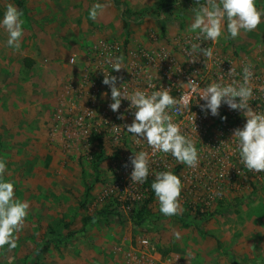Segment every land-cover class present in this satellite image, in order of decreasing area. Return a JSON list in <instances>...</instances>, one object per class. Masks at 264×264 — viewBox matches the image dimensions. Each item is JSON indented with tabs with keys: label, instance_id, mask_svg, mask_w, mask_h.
I'll use <instances>...</instances> for the list:
<instances>
[{
	"label": "rangeland",
	"instance_id": "374dc122",
	"mask_svg": "<svg viewBox=\"0 0 264 264\" xmlns=\"http://www.w3.org/2000/svg\"><path fill=\"white\" fill-rule=\"evenodd\" d=\"M162 1L24 0V35L19 49L7 45L8 34L0 28L3 178L13 182L16 198L30 205L25 226L17 234V247L0 249V264H32L35 260L38 264H116L122 253L116 252V257L110 247L129 235L146 236L162 254L178 253L183 264H264V172L253 173L244 167L236 138H217L225 147L212 152L207 138L189 137L199 154L198 166L190 168L170 153L153 155L146 140L136 143L131 133L116 146L105 137L95 168L99 149L94 135L68 145L60 134V121L53 118L60 105L64 112L72 104L75 111L85 106L87 96L81 86L92 29L106 37L127 38L128 43L142 42L150 27L165 30L167 38L190 31L195 0H166L168 6L160 10L158 18L156 10ZM255 2L264 12V2ZM8 3L16 6L13 0H0V19ZM94 3L104 5L95 21L89 18ZM128 18L132 20L126 31L123 22ZM116 28L121 31L118 37L111 34ZM225 35H229L226 25ZM216 43L234 54L253 57L264 68V16L254 31L241 30L235 39L222 36ZM73 52L81 53L74 64L69 61ZM70 85L76 92L67 96L65 88ZM135 145L138 147L128 149ZM140 151L149 153L150 172L165 159L169 170L176 171L183 185L181 214L163 215L155 198L153 214L138 225L133 223L131 214L147 193L143 194L138 183H115L121 179L131 183L129 174L117 167L119 156ZM129 194L136 199L125 207ZM116 196L122 201L118 208ZM86 215L92 219L83 226ZM44 245L49 246L46 252L41 251Z\"/></svg>",
	"mask_w": 264,
	"mask_h": 264
},
{
	"label": "clouds",
	"instance_id": "9594fccd",
	"mask_svg": "<svg viewBox=\"0 0 264 264\" xmlns=\"http://www.w3.org/2000/svg\"><path fill=\"white\" fill-rule=\"evenodd\" d=\"M197 7L193 9L194 17L190 25V31L196 33V39L216 43L223 36L224 39H235L241 33L254 31L261 23L264 12L256 7L255 0H195ZM104 10V5L94 3L89 9V18L97 20ZM23 12L14 4L8 3L0 19V28L8 34L7 45L10 48L19 49L24 35L22 19ZM226 31L229 35H225ZM196 54V55H194ZM202 54L204 58L213 57V49L202 47L201 43H191L188 55L190 61L196 62L197 57ZM75 63L72 57L71 61ZM111 69L119 72L123 67V57L107 58ZM252 65L243 67L242 80L225 84L212 83L201 87L196 79H189L187 87L189 91L179 98L170 94V89L161 88L150 94L144 90L136 89L129 93L126 88L117 86V80L122 77L104 72L102 83L111 89V103L109 105L113 112H118L122 100L130 101L129 108L134 109L132 123L124 126L127 132L136 137V143L144 139L151 148L152 154H171L177 162L183 163L190 168H196L199 164V154L194 141L182 134L181 127L173 122L171 110H191V97L203 100L201 109L211 115H219L222 104H226L232 110L241 111L246 117L243 128L233 131V138L238 141L240 162L250 172H264V113H259L251 106L253 99V88L251 78L253 76ZM228 75H237L236 69L231 67ZM159 79V77H158ZM149 88H156L149 77ZM264 91V88L261 89ZM104 95H107L105 93ZM198 103V100H197ZM123 118V114L121 115ZM226 119V117H221ZM195 123V119H194ZM119 126L116 131L119 132ZM133 166L130 173L131 183L143 184L150 173V157L146 151L134 152L129 157ZM127 167V165H125ZM6 163L0 160V249L5 246L9 250L17 247V234L25 226L29 214L30 205L27 201L16 198L14 184L5 180ZM181 179L171 171H160L155 173V179L151 183L158 202L159 211L168 217L179 215L182 212L180 195L182 191ZM179 238V233L175 234Z\"/></svg>",
	"mask_w": 264,
	"mask_h": 264
},
{
	"label": "built area",
	"instance_id": "2783aa9c",
	"mask_svg": "<svg viewBox=\"0 0 264 264\" xmlns=\"http://www.w3.org/2000/svg\"><path fill=\"white\" fill-rule=\"evenodd\" d=\"M191 43H201L202 47L212 48L213 57L208 59L200 54L196 62L190 61L188 51H190ZM117 56L123 57L124 68L119 72L112 70L111 65L107 63V58ZM72 57L76 61L77 55L72 54L69 61ZM247 64L253 66L251 78L253 99L250 104L256 112L264 113V91L261 90L264 88V68L249 55L234 54L232 51L219 48L217 43L197 40L196 33L192 31L179 32L173 37L167 38L165 32L161 33L152 28L147 32L145 42L131 44L130 42L98 37L92 41L84 62L86 75L81 88L87 96L85 106L81 109L77 107L75 111V105L72 104L68 112H64L65 108L60 105L53 118L57 122L60 121V134L64 136L68 145H72L79 138L93 134L100 136L103 144L106 142L105 137L111 138L113 146H116L120 138L129 134L124 126L132 123L135 110L128 107L130 101L127 100H122L118 112H113L110 109L111 89L102 83L103 71L122 77L117 80V86L126 88L129 93L140 89L150 94L163 87L170 89V94L173 97L179 98L189 91L187 87L189 79H196L202 88L212 83H219L221 80L225 84L232 83L233 80L239 82L242 80L243 67ZM256 64L261 69L257 68ZM231 67H234L237 73L233 77L228 75V70ZM149 77H151V82L156 84V88L148 87ZM65 90L67 96L76 92L74 85H70ZM105 93L107 95H104ZM203 103V100L196 99V96L193 95L191 110L190 108L179 111L173 109L170 114L173 116V122L181 127L182 134L198 139L207 138L211 141V151L217 152L221 147H225L221 144L224 143L223 140L217 138L232 137L234 129L243 128L246 117L242 115L241 111L232 110L226 104H222L220 107L219 115L213 116L210 111L206 114L200 107ZM122 114L123 118H121ZM221 117H226V119H221ZM117 126H119V132L116 131ZM236 146L238 147V144ZM137 147L135 145L128 149ZM130 151L132 152V150ZM233 151H237L236 148ZM117 167L125 175L129 174L130 178L133 166L128 156L122 158L120 155ZM169 167V162L165 159L162 163H156L155 171L150 172L149 175L160 171L173 172L174 170H169ZM145 182L139 184L144 195L147 192ZM125 183L132 184L121 179L115 185L124 186ZM191 183H193L192 180ZM115 198L118 202H122L119 197ZM126 199L129 200L126 202H132L136 199V195L129 194ZM125 207H129V205L126 204ZM113 252L122 253L120 264H169L170 262V258L162 256L146 236H139L135 243L125 246L115 244Z\"/></svg>",
	"mask_w": 264,
	"mask_h": 264
},
{
	"label": "trees",
	"instance_id": "16d2710c",
	"mask_svg": "<svg viewBox=\"0 0 264 264\" xmlns=\"http://www.w3.org/2000/svg\"><path fill=\"white\" fill-rule=\"evenodd\" d=\"M17 6V8L19 10H22L23 14L26 12V7H25V2L24 0H13ZM176 1V0H173ZM264 2V0H262ZM172 2V1H171ZM167 1L163 0L162 2H160L159 7L156 10V14L157 17H160V10L164 7H167L168 5H166ZM174 4V2H172V5ZM171 5V4H169ZM128 12V10L126 9V13ZM144 14L140 15L139 17H143ZM130 19L132 20V18H128L124 20L123 25L125 30L127 31L129 28V21ZM126 41L127 38H125ZM94 138L97 141V147L99 149V154L95 157V161H94V167L96 168L98 166L99 160L101 158V153H103V140L102 138H100V136L95 135ZM174 174H176V171H173ZM177 175V174H176ZM155 179V173L151 174L148 176V178L146 179L145 182V187H147V194L146 196L142 199L141 203L139 204L138 208L135 210V212L133 214H131V219L133 220V223L135 225H138L142 222H144L146 219H148L153 213L151 211V205L154 201V199L156 198L153 190L151 189V183L154 181ZM90 188H87L85 191V194H87L89 192ZM114 200L117 202V206L115 208H118V206L120 205L118 200L116 198H114ZM127 204H129V202H126ZM202 215V214H199ZM92 219L91 215H86L83 217L82 220V225L86 226L90 220ZM185 227H188L189 224L184 223L183 224ZM49 249L48 245H44L42 248V252H46ZM32 264H38V262L35 260L32 262Z\"/></svg>",
	"mask_w": 264,
	"mask_h": 264
},
{
	"label": "crops",
	"instance_id": "0c3cea01",
	"mask_svg": "<svg viewBox=\"0 0 264 264\" xmlns=\"http://www.w3.org/2000/svg\"><path fill=\"white\" fill-rule=\"evenodd\" d=\"M26 7V6H25ZM123 27H124V25H123ZM155 29V30H157V31H159V32H161V33H163V32H165V30L163 31V29H161V28H155V27H150V28H147L146 30H145V38H144V40L142 41V42H145L146 41V35H147V32L149 31V29ZM120 32L121 31H119L117 28L116 29H112V31H111V34L112 35H114L115 37H118L119 36V34H120ZM166 33V32H165ZM113 36V37H114ZM100 38V37H103V38H106V39H108V40H120V41H126L125 39L124 40H121V39H116V38H111V37H106V36H104V35H101L100 34V32L96 29V28H94V29H92L91 31H90V34H89V39L90 40H94V39H96V38ZM127 42V41H126ZM130 42V41H129ZM131 43V42H130ZM134 43V42H133ZM72 54H76V55H78V56H80V52H73ZM71 54V55H72ZM70 55V56H71ZM69 56V57H70ZM79 58H81V56L79 57ZM264 66V65H263ZM59 86H57V88H58ZM56 88V89H57ZM142 236V235H141ZM139 236H137V237H130V235L129 236H125L124 238H122V239H127V240H120L119 242H116L115 244H117V243H122V244H125V245H128V244H130V243H135L136 242V239L138 238ZM115 244H113V245H115ZM113 245L110 247L111 248V251H112V253H114L113 252ZM154 245V244H153ZM155 247H156V245H154ZM158 250V249H157ZM159 251V250H158ZM161 253V252H160ZM115 254V256L117 257L118 256V254L117 253H114ZM162 254V253H161ZM162 256H164V257H167V258H170V262H169V264H183L184 262H183V259L181 258V256L178 254V253H176V252H171V253H169V254H162ZM116 260V264H120L119 263V260L120 259H115Z\"/></svg>",
	"mask_w": 264,
	"mask_h": 264
}]
</instances>
